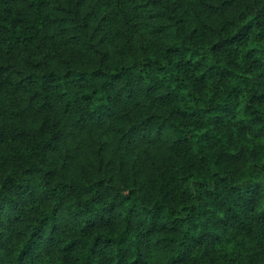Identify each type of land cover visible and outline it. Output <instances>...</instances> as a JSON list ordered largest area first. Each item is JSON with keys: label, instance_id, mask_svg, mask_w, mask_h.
<instances>
[{"label": "trees", "instance_id": "16d2710c", "mask_svg": "<svg viewBox=\"0 0 264 264\" xmlns=\"http://www.w3.org/2000/svg\"><path fill=\"white\" fill-rule=\"evenodd\" d=\"M0 264H264V0H0Z\"/></svg>", "mask_w": 264, "mask_h": 264}]
</instances>
